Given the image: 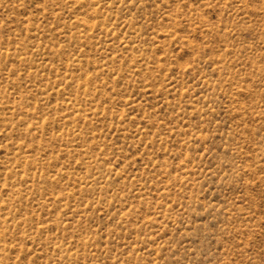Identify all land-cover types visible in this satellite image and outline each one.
Masks as SVG:
<instances>
[{
    "label": "rangeland",
    "instance_id": "374dc122",
    "mask_svg": "<svg viewBox=\"0 0 264 264\" xmlns=\"http://www.w3.org/2000/svg\"><path fill=\"white\" fill-rule=\"evenodd\" d=\"M0 264H264V0H0Z\"/></svg>",
    "mask_w": 264,
    "mask_h": 264
}]
</instances>
